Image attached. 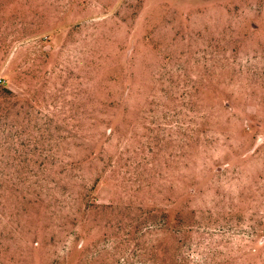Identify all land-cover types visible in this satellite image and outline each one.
<instances>
[{"label": "rangeland", "instance_id": "obj_1", "mask_svg": "<svg viewBox=\"0 0 264 264\" xmlns=\"http://www.w3.org/2000/svg\"><path fill=\"white\" fill-rule=\"evenodd\" d=\"M0 264H264V0H0Z\"/></svg>", "mask_w": 264, "mask_h": 264}]
</instances>
